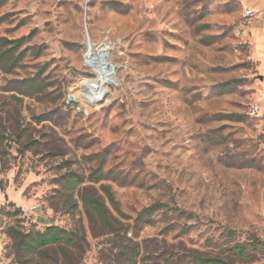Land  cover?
<instances>
[{
    "label": "rangeland",
    "instance_id": "374dc122",
    "mask_svg": "<svg viewBox=\"0 0 264 264\" xmlns=\"http://www.w3.org/2000/svg\"><path fill=\"white\" fill-rule=\"evenodd\" d=\"M263 2L0 0V264H264L229 250L264 241ZM102 45L115 78L93 101ZM51 225L73 244L29 253L8 233Z\"/></svg>",
    "mask_w": 264,
    "mask_h": 264
},
{
    "label": "trees",
    "instance_id": "16d2710c",
    "mask_svg": "<svg viewBox=\"0 0 264 264\" xmlns=\"http://www.w3.org/2000/svg\"><path fill=\"white\" fill-rule=\"evenodd\" d=\"M24 42V38L16 39L12 41L15 48L21 46ZM93 179L94 176H91ZM102 176H98L95 180L101 181ZM83 182L82 178H77L73 173L68 174L65 180V184L69 188L73 189L77 184ZM102 189L106 193L110 203L117 208V202L115 199V194L110 186L102 185ZM83 201L88 204L98 215V217L105 223L109 221V209L107 206V201L102 197H97L89 193H85L82 196ZM162 203H155L147 208H144L143 211L139 214L138 219L144 220L146 223L151 222V217L156 213L161 207ZM10 237L15 239L20 247L29 253H35L40 251L42 248L53 244L65 243L73 244V239L70 236L69 231L59 227L57 225L48 226L44 231H21L16 227H10L8 230ZM233 254L240 257H251L252 252L258 250H264V241L261 239H253L251 242L246 244H237L236 246L229 249ZM194 264H229L225 260H222L217 257H205L197 256L195 257Z\"/></svg>",
    "mask_w": 264,
    "mask_h": 264
},
{
    "label": "bare ground",
    "instance_id": "6f19581e",
    "mask_svg": "<svg viewBox=\"0 0 264 264\" xmlns=\"http://www.w3.org/2000/svg\"><path fill=\"white\" fill-rule=\"evenodd\" d=\"M108 48L104 45L91 47L86 54V64L97 76L83 83V90L93 101L100 100L108 93V84L114 82V69L108 60Z\"/></svg>",
    "mask_w": 264,
    "mask_h": 264
},
{
    "label": "crops",
    "instance_id": "0c3cea01",
    "mask_svg": "<svg viewBox=\"0 0 264 264\" xmlns=\"http://www.w3.org/2000/svg\"><path fill=\"white\" fill-rule=\"evenodd\" d=\"M262 6L260 3V7L264 9V2L262 4ZM254 11H256V10H254ZM257 14H258V11H256V15ZM261 24L264 25V14H262V13L260 15H257L256 20L254 22H252V27L254 28V30H256L258 32L259 36H262L263 32H264V27L262 28Z\"/></svg>",
    "mask_w": 264,
    "mask_h": 264
},
{
    "label": "built area",
    "instance_id": "2783aa9c",
    "mask_svg": "<svg viewBox=\"0 0 264 264\" xmlns=\"http://www.w3.org/2000/svg\"><path fill=\"white\" fill-rule=\"evenodd\" d=\"M246 15L248 17H254L256 16V11H254L253 9H248L247 12H246ZM258 111V108L257 107H253V113H256Z\"/></svg>",
    "mask_w": 264,
    "mask_h": 264
}]
</instances>
